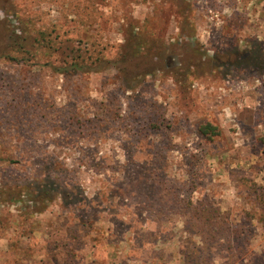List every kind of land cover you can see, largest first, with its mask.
<instances>
[{
	"label": "rangeland",
	"instance_id": "rangeland-1",
	"mask_svg": "<svg viewBox=\"0 0 264 264\" xmlns=\"http://www.w3.org/2000/svg\"><path fill=\"white\" fill-rule=\"evenodd\" d=\"M0 264H264V0H0Z\"/></svg>",
	"mask_w": 264,
	"mask_h": 264
},
{
	"label": "trees",
	"instance_id": "trees-1",
	"mask_svg": "<svg viewBox=\"0 0 264 264\" xmlns=\"http://www.w3.org/2000/svg\"><path fill=\"white\" fill-rule=\"evenodd\" d=\"M135 39L137 37H134ZM141 44L142 42L140 40H136V42L132 41V44H131V47L129 48V52H128V55H127V59L128 60H134V59H137L139 57L138 53H139V50L141 48ZM249 56H253L252 59H254L255 57V54L254 52L251 51V53H249ZM72 67H74L76 64L72 63L71 64ZM199 132L200 134L206 136V135H209L210 133H213L214 135H216V131L214 130V128L210 125V124H206V125H202L199 127Z\"/></svg>",
	"mask_w": 264,
	"mask_h": 264
}]
</instances>
